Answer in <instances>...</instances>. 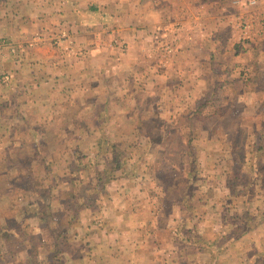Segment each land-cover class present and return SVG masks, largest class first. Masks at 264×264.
Here are the masks:
<instances>
[{
	"label": "crops",
	"instance_id": "obj_1",
	"mask_svg": "<svg viewBox=\"0 0 264 264\" xmlns=\"http://www.w3.org/2000/svg\"><path fill=\"white\" fill-rule=\"evenodd\" d=\"M181 3L185 1L0 0V73L14 72L13 80L5 89L0 88V264H31L33 250L40 264H52L53 240L47 225L54 222L44 214L59 210L63 213L60 224H68L64 213L72 196L66 174L71 138L83 139L80 144L84 145L91 135L97 136L96 141L102 134L107 135L103 129L122 137L137 134L132 107L137 85L155 86L150 89L154 101L145 108L157 110L156 114L168 119L176 116L173 103L178 100L183 107H196L202 88L216 86L222 74L238 79V71L247 69L254 75L256 72V77L261 71L264 79L263 63L261 68L254 66L247 51L244 56L238 53L235 60L230 59L235 38H219L210 18L203 23V30H184L173 38L176 51L172 61L156 60L152 48L144 47L147 41L153 43L158 24L167 22L162 20V9L156 8H167V16L183 18L186 5ZM189 5H194V0ZM195 19L198 15L177 22L183 29L182 22L198 24ZM261 33L258 56H264V29ZM12 46L16 47L13 54L9 51ZM229 99L222 96L220 102ZM107 106L111 108L110 116L105 114ZM103 116L112 119L106 127L100 121ZM97 118L99 121L93 124ZM255 129L253 126L250 136L239 146L242 165L246 167L249 154L253 172L255 167L264 166L260 148L252 149L258 140V136L255 141L252 138L258 135ZM223 147L215 144L209 151L208 167L212 172L205 180L211 184L209 208L201 217L199 210L196 216L191 214L195 220L186 226L192 234H201L203 240L183 239V211L179 207L159 208L170 195L165 179L151 166L150 171L136 173L138 164L127 159L126 170L109 183V195L102 206L83 210L80 222L69 228L72 246L62 253V264H258L259 258L262 264V176L251 172L248 194L239 185L236 190V185L229 188L227 172L220 164L226 150ZM148 163L143 162V167ZM24 184L33 185V189L51 187L55 196H45L41 201L31 187V197L25 201ZM221 192L234 195L232 202L235 197H243L255 204L253 224L234 240H220L218 233L229 229L222 219L229 202L218 206ZM163 213L166 222L158 221L157 216ZM12 220L18 226H13ZM31 236L38 238L35 244Z\"/></svg>",
	"mask_w": 264,
	"mask_h": 264
},
{
	"label": "rangeland",
	"instance_id": "obj_2",
	"mask_svg": "<svg viewBox=\"0 0 264 264\" xmlns=\"http://www.w3.org/2000/svg\"><path fill=\"white\" fill-rule=\"evenodd\" d=\"M184 1L186 4L181 3L183 6L186 5L183 18L181 16L178 18L172 15L167 16V8H156L158 11L159 9H162L164 14L162 20L168 22L162 21L164 22V25L158 24L160 26L155 28L156 31H153V43L147 41L144 46L146 48H152L151 50L155 52L156 60L167 58L169 61H172L174 58L173 54L176 51L175 39L173 38L179 35L182 31L184 32V30H203L202 26H205L203 23L210 18L212 30L213 26H215L216 34L220 35L219 38H222V35L226 40L230 37L235 38L230 46L234 53L230 55V59L234 58L233 60H235V55L238 53L244 56L247 51L250 55L248 60H251L254 66L255 64H258L261 68V64L263 63L264 65V56H258L257 53L258 48L261 47L259 44V38L262 36L259 37V35L262 34L261 31L264 29L263 18L259 16V10L261 9V11L264 12V2L262 3L260 2L261 0H259V4L254 6L250 5L246 0H198V2L194 0V5H189L191 0ZM259 5H261L262 8H260ZM193 15H198V19H195L198 24L182 22L185 25L182 29L181 23H178L177 21H180L181 19V21H186L188 16ZM214 15H216V18L210 17ZM241 15L248 16L253 24L252 29H250L249 37L246 39H244V36L240 33V30L242 29L240 23ZM212 30L210 29V31ZM232 32H236V35L235 33L232 35ZM120 49L124 50L125 46H121ZM9 51L11 54L15 53L16 47H10ZM144 58L146 59L147 56ZM252 73L247 69H242V71L239 70L236 76L240 81L230 74H222L221 79H216V86L213 88L208 86L202 88L203 93H200L201 97L197 99L199 103L196 107H190L188 104L183 107L181 104L182 101L178 100L173 103L172 107L173 110H176V116L169 117L168 119L161 118L156 114L157 110L153 111L151 108H145V106L154 101V95L150 89L153 90L155 86L150 88L148 87V84H144L143 82L145 87L142 88L140 85H137L135 88L136 91L134 90L133 92L135 99L133 100L132 107L133 110H135L136 117L134 121L136 128L138 127L139 129L138 133L134 136L122 137L120 135L112 134L109 129H103L104 133L131 152L132 156L130 155L129 159L134 160V164H138V166H135L136 173L143 171V169L145 171H150L149 166H151L155 173L165 179L164 185L170 195H168L169 198L163 203H160L159 208L169 209L171 207H179L183 211V218H181L184 225V230L182 232L183 239L189 240V238H193L196 240L199 238L200 240H203L201 234L197 235L195 231L192 234L191 228L187 229L186 226L188 223H192V221L195 220L192 215H195L198 210L201 217L202 212L207 211L209 208L208 202L211 197L209 185L211 184L207 183L205 180L207 174L212 172L208 167L210 148L219 143L225 145L223 149L226 150L224 156L220 158V164L222 165V169L227 172V185L229 188H233L236 185L235 190L239 185L240 189L246 194L249 193V188L251 187L250 180L253 167L250 166L249 154L246 167L242 165V152L240 151L239 146L243 144L247 135L250 136L248 132L253 129V126L256 127L255 132H257L258 135L254 134L252 138L255 141V138L258 136V140L255 143L253 142V148V143L250 146L252 149H255L256 147L260 148V155H263L264 157V79L261 77V71L259 77H256V72L255 75ZM0 74V88L5 89L6 85L13 80L14 72L10 70ZM5 75L10 76L7 81H3ZM240 86L242 87V90ZM257 90L263 93H260V95L259 93H256ZM243 95H246L243 100L239 102L236 101V99H241ZM222 96H228L230 98L229 102L221 103L220 100ZM110 109V106H107L105 114L108 116H110ZM99 119L100 118L94 120L93 124L98 122ZM100 121L104 124V127H106L112 122V119L103 116ZM161 128L163 129L162 132H160ZM96 137V135L89 136L88 142L81 145L80 143L83 139L75 140L76 136H72L70 146L71 152L68 162L73 156H75L76 152H78V154L84 159L93 154L96 151V149H93L96 147ZM147 150L148 153L149 150L151 152L148 154ZM248 151H250V147ZM233 154L234 160H232ZM143 162L149 163L146 167H143ZM36 170L39 171V167H37ZM255 170L256 172H253L254 175L257 174L258 176H262L264 185V166L261 168L255 167ZM66 174L69 177L68 170L66 171ZM82 180L86 181L85 174H82ZM220 182L223 183V179H220ZM36 185H38V183H36ZM32 186L33 185L30 184H24V190H27L25 201L29 200L31 197L28 190L31 189ZM109 187L110 184L107 185L108 189ZM154 187L159 188V184H155ZM209 192L210 195H208ZM220 195L222 196L218 201V206H225L226 202H229V207H225L223 210H225L224 212L228 211L226 213L228 214L230 221L235 224L233 228L234 230L236 229L235 232L239 229L240 233H243L245 228L243 229L242 227L237 226L242 220L246 222V224H242L246 228L253 224L254 220L252 219L255 215V204L252 200H247L243 197H235L232 202L230 199H232L234 195H230L229 193L221 192ZM45 196H47L46 190H42L39 194L41 201ZM223 210H221V212ZM208 212L211 214V211ZM218 212L219 211L216 213L218 214ZM56 213L60 218L63 216V213L59 210H56ZM82 213L83 211L81 212V215ZM157 217L160 222L167 221L165 213L160 214ZM11 223L13 226H16V224L18 226L16 221L12 220ZM76 224L77 223H75V225ZM219 224L220 226H223L221 222ZM48 226L50 225H47V229L51 234L50 238L52 240V237H54L56 233L51 230L54 227V224L52 223L50 228ZM217 230L218 229H216V231ZM202 232L201 228L200 233ZM230 232L233 233L232 230ZM64 235L68 237V240L66 241L65 239L63 241L62 238L60 242L62 241V249L67 251V249L72 246L71 241L73 235L69 234V229ZM31 241L35 244L38 241V238L31 236ZM32 254L34 255V250ZM261 260L262 259L259 258L257 261L258 264ZM184 262H186V259H184ZM216 264H221V262Z\"/></svg>",
	"mask_w": 264,
	"mask_h": 264
},
{
	"label": "trees",
	"instance_id": "obj_3",
	"mask_svg": "<svg viewBox=\"0 0 264 264\" xmlns=\"http://www.w3.org/2000/svg\"><path fill=\"white\" fill-rule=\"evenodd\" d=\"M129 158V154L126 153L125 148L122 145L117 144L107 135L102 134L97 139L96 151L93 154L84 159L78 154V152H76L75 156H73L67 163V170L72 188L71 199L67 202L68 209L64 213V219L68 221V224L61 225V218L57 216L56 212L50 211V214H44L46 212L44 206H42V213L45 216L49 215L51 221L54 222V227L51 230L56 232V235L52 237V247L54 251L52 264H62L65 259L62 256V252L65 250L62 249V241L60 242L62 238L60 237H63L66 241L68 240V237L64 234L70 227H73L75 223L79 222L83 210L89 208L97 209L102 206L103 201L109 195L107 185L113 179L123 174L126 170L125 164H127V159ZM82 174H85L86 181L82 180ZM51 189L52 188L50 187H35L38 195L42 190H46L48 198H53L54 196V194L51 193ZM226 212L222 214V219L223 223L228 222L226 224H229V229L225 230L224 233L221 231L218 233L220 235V240H234L242 233H240L239 229L235 232L236 229H233L235 224L230 221ZM242 224H246V222L242 220L237 227L246 229ZM51 225L48 227L50 228ZM231 230L233 233L230 232ZM32 253L33 251H31V264H40L36 259V250H34V255ZM262 264H264V262Z\"/></svg>",
	"mask_w": 264,
	"mask_h": 264
},
{
	"label": "built area",
	"instance_id": "obj_4",
	"mask_svg": "<svg viewBox=\"0 0 264 264\" xmlns=\"http://www.w3.org/2000/svg\"><path fill=\"white\" fill-rule=\"evenodd\" d=\"M246 2H248L250 5H258L259 4V0H246ZM264 2V0H262V3ZM263 9H264V5H263ZM261 14V15H260ZM260 16H264V12H260L259 13ZM241 18V19H240ZM240 23H241V27L242 29L240 30L241 35L244 36V39H246L247 37H249L250 34V29H252L253 24H252V20L248 18V16H240ZM10 76L5 75L3 77V81H7L9 79Z\"/></svg>",
	"mask_w": 264,
	"mask_h": 264
}]
</instances>
